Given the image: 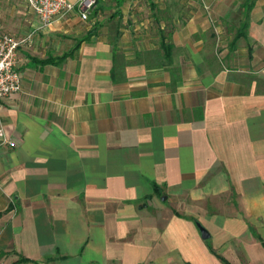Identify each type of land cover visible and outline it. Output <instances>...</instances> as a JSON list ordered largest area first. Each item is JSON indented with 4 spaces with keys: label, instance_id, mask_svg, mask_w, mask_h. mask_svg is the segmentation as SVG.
Masks as SVG:
<instances>
[{
    "label": "crops",
    "instance_id": "0c3cea01",
    "mask_svg": "<svg viewBox=\"0 0 264 264\" xmlns=\"http://www.w3.org/2000/svg\"><path fill=\"white\" fill-rule=\"evenodd\" d=\"M245 1L97 0L41 27L23 0L0 23L29 35L2 103L5 264H264V0Z\"/></svg>",
    "mask_w": 264,
    "mask_h": 264
},
{
    "label": "built area",
    "instance_id": "2783aa9c",
    "mask_svg": "<svg viewBox=\"0 0 264 264\" xmlns=\"http://www.w3.org/2000/svg\"><path fill=\"white\" fill-rule=\"evenodd\" d=\"M27 8L37 17L41 27L49 26L55 18L62 17L77 8L83 21L97 5V0H24ZM29 38H16L0 33V147L13 148L15 141L7 136L2 120L3 101L20 91L21 73L17 70V52Z\"/></svg>",
    "mask_w": 264,
    "mask_h": 264
},
{
    "label": "rangeland",
    "instance_id": "374dc122",
    "mask_svg": "<svg viewBox=\"0 0 264 264\" xmlns=\"http://www.w3.org/2000/svg\"><path fill=\"white\" fill-rule=\"evenodd\" d=\"M100 2V0H99ZM77 11V8L75 9ZM103 12L100 11L101 17H103ZM30 17L27 13L23 0H0V23L17 27L19 21L21 19H25ZM95 16L91 15L89 20L94 19ZM0 32H5L4 30H0ZM0 264H5L3 258L0 257Z\"/></svg>",
    "mask_w": 264,
    "mask_h": 264
},
{
    "label": "trees",
    "instance_id": "16d2710c",
    "mask_svg": "<svg viewBox=\"0 0 264 264\" xmlns=\"http://www.w3.org/2000/svg\"><path fill=\"white\" fill-rule=\"evenodd\" d=\"M252 6V0H246L245 1V7H246V11L250 10ZM223 261L224 264H228L225 260L221 259ZM30 262V260L25 259V258H19L17 261L13 262L12 264H25ZM33 264H37L36 262H33Z\"/></svg>",
    "mask_w": 264,
    "mask_h": 264
},
{
    "label": "water",
    "instance_id": "95a60500",
    "mask_svg": "<svg viewBox=\"0 0 264 264\" xmlns=\"http://www.w3.org/2000/svg\"><path fill=\"white\" fill-rule=\"evenodd\" d=\"M197 228H198V230H199V232L201 234V238L202 239L205 240V239L209 238V233L204 227H202L200 224H197Z\"/></svg>",
    "mask_w": 264,
    "mask_h": 264
}]
</instances>
